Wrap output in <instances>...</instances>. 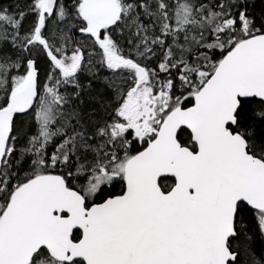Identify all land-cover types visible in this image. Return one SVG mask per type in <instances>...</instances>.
Instances as JSON below:
<instances>
[{
	"label": "snow or ice",
	"instance_id": "obj_1",
	"mask_svg": "<svg viewBox=\"0 0 264 264\" xmlns=\"http://www.w3.org/2000/svg\"><path fill=\"white\" fill-rule=\"evenodd\" d=\"M0 264H264V0H0Z\"/></svg>",
	"mask_w": 264,
	"mask_h": 264
}]
</instances>
